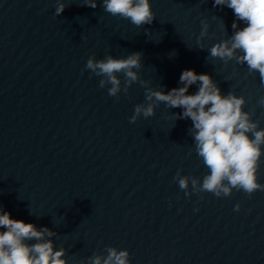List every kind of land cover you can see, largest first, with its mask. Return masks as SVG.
<instances>
[{"label":"water","instance_id":"water-1","mask_svg":"<svg viewBox=\"0 0 264 264\" xmlns=\"http://www.w3.org/2000/svg\"><path fill=\"white\" fill-rule=\"evenodd\" d=\"M63 2L56 16V0H0V207L56 232L51 239L67 250L68 264L108 246L127 249L131 264H264V191L186 196L177 171L201 182L209 171L191 120H176L182 109L161 103L154 116L130 123L145 88L136 82L117 99L85 69L91 56L141 52V79L164 92L194 69L223 94L244 96V110L254 108L264 128L259 74L209 58L211 46L232 35L233 10L213 0H150L156 18L137 28L105 12L102 0L95 9ZM202 21L209 35L200 50ZM257 180L264 184V155Z\"/></svg>","mask_w":264,"mask_h":264},{"label":"clouds","instance_id":"clouds-1","mask_svg":"<svg viewBox=\"0 0 264 264\" xmlns=\"http://www.w3.org/2000/svg\"><path fill=\"white\" fill-rule=\"evenodd\" d=\"M83 5L95 9L98 0H84ZM104 11L112 16L130 20L137 28L151 25L156 16L150 0H102ZM66 5L56 0L55 15L60 16ZM213 7H227L234 12L232 35L215 43L208 50L209 58L219 59L227 65L230 61L248 67V73H258L264 84V0H213ZM243 22L244 27H240ZM197 45L203 50L202 40L209 35V24L202 21ZM223 24V21H222ZM227 33L226 26L223 24ZM143 67L142 53L133 52L126 58L106 55L103 59L88 58L85 69L99 80V87H107L108 95L119 99L127 94L132 84L139 82L145 88V102L135 105L130 123L141 116L145 119L155 115V108L164 104L168 109L180 108L173 113L176 120L190 119L191 134L197 156L209 170L199 178L181 175L178 170L173 180L185 195L211 193L215 197H229L233 190L243 191L249 197L256 191H264V184L258 183L257 171L264 146V128L253 119L255 109L244 110L247 103L244 96L233 91L222 93L213 77L206 73L197 74L194 69H185L179 78L181 86L164 92L162 88L148 87L149 81L142 80L139 70ZM123 75V81L120 78ZM195 85L197 91L189 94ZM257 104L264 107V96ZM191 184V191H188ZM240 205L235 206L239 211ZM0 264H68L66 249L54 247L51 237L57 235L47 227L37 228L33 223L11 218V214L0 207ZM35 241L34 243H29ZM106 254H93L79 264H131L127 249L118 250L108 246Z\"/></svg>","mask_w":264,"mask_h":264}]
</instances>
